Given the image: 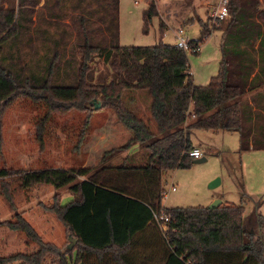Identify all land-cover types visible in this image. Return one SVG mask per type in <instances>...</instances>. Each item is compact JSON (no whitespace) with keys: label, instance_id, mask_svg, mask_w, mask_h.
<instances>
[{"label":"trees","instance_id":"obj_1","mask_svg":"<svg viewBox=\"0 0 264 264\" xmlns=\"http://www.w3.org/2000/svg\"><path fill=\"white\" fill-rule=\"evenodd\" d=\"M3 1L0 114L17 95L41 101L44 111L34 123L36 139L41 141L51 112L85 108L92 105L93 98L101 106L111 107L130 135L120 144L103 148L92 166L0 167V178L17 174L21 186L35 182L65 185L71 198L60 203L54 194V202L45 208L75 238L63 252L45 247L46 242L27 219L14 211L13 219L0 223L23 231L37 247L29 253L0 255V264L14 260L38 264L42 250L57 255V264H69L70 255L73 264H264V215L257 211L258 204L246 214L242 203L221 201L214 207L160 203L162 172L191 162L187 153L191 128L234 130L240 149L264 148V0H227L228 18L214 26L221 29L218 72L204 84L192 81L185 49L174 43H118L117 0H99L100 12L94 18L79 13L71 21L72 35L59 27L57 17L48 14L53 34L46 37L51 44L42 54L43 60L13 58L4 44L26 28V14L36 13L38 0ZM156 13L154 1L148 0L141 13L143 31ZM197 20L200 34L189 39L193 43L211 33L207 22ZM98 57L107 71H98L94 78L92 62ZM125 88L146 90L155 133L122 104ZM134 143L138 151L110 161ZM1 191L11 203L4 185ZM159 214L167 217L163 230ZM148 221L157 227L150 236L158 237L161 246L159 253L150 249L140 257L135 246Z\"/></svg>","mask_w":264,"mask_h":264},{"label":"rangeland","instance_id":"obj_2","mask_svg":"<svg viewBox=\"0 0 264 264\" xmlns=\"http://www.w3.org/2000/svg\"><path fill=\"white\" fill-rule=\"evenodd\" d=\"M147 1L137 0L133 3L132 0H117L118 43L153 44L161 40L172 44L175 42L174 29L177 26L182 27L185 37L196 38L200 34L197 19H201L207 22L211 33L200 42L197 51L185 49V54L192 81L206 83L210 76L218 72L221 59L220 29L214 26L222 25L223 21L215 20L210 11L215 6L219 7L220 1L153 0L157 13L150 17L147 29L143 31L141 13ZM100 8L99 0H38L34 6L36 13L26 14L28 22L23 23L27 25L26 28L22 27L13 41L5 43L4 50L7 49L13 58L42 61V54L51 44L46 37L53 34V24L48 22V14L57 17L60 20L59 27H64L72 35L74 26L71 21L74 17L82 13L94 18ZM67 47L68 42L64 47L65 54H68ZM92 65L94 78L98 71L101 74L107 71L99 57ZM62 73L59 69L58 75ZM120 99L155 133V124L148 107L149 95L144 88H125ZM43 111L44 104L41 101L24 95L13 97L3 107L0 114V167H69L83 160L93 164L102 147L125 138L121 132L123 127L119 126L112 108L99 104L97 107L87 105L85 108L72 107L51 112L41 131V141H38L34 123ZM189 144L200 148L206 159L162 172V205H207L219 197L223 202L242 203L246 214L253 209L254 204H258L257 211L264 215V148L240 149L237 131L207 128H191ZM215 176L220 177L219 183L209 186V181ZM171 184L173 189L170 188ZM2 185L10 193L11 203L1 191ZM65 190V185L53 187L41 182L21 186L17 174L4 176L0 178V220L13 219L14 211L20 213L41 240L46 242L45 247H55L63 252L68 242L65 227L58 216L45 206L54 202V194L60 199ZM64 202L61 198L60 203ZM36 247L37 244L26 238L23 231L10 229L0 223V255L29 253ZM57 261L58 257L53 252L42 250L38 264H57ZM68 262L73 264L71 255ZM7 264H18V261Z\"/></svg>","mask_w":264,"mask_h":264},{"label":"crops","instance_id":"obj_3","mask_svg":"<svg viewBox=\"0 0 264 264\" xmlns=\"http://www.w3.org/2000/svg\"><path fill=\"white\" fill-rule=\"evenodd\" d=\"M220 39H221V29H220ZM220 51H221V49H220ZM119 126L123 127L120 123H119ZM121 132L123 133V135L125 137L122 141H118V142H115L113 144L106 145V146H104L102 148H108L110 146L120 144L130 135V133H127V129L124 128V127L122 128ZM138 150H139L138 145L134 143L129 148L121 150L118 154H116L114 156H111L110 161H114L116 158L122 156L123 154H125L127 152H136ZM93 164H90L89 162L87 163L85 160H83L82 162H80L78 164V166H81V165H84V166H89L90 165V166H92ZM57 166H59V165H57ZM61 198L64 199V201L66 202L67 200H69L71 198V194L69 193L68 190H65L64 193L61 195L60 199ZM150 231L151 232L157 231V227L154 225L153 221H148L147 222V225H146V228H145V232L140 234V236H139V239H138V241L136 243V246H135V249L137 250L136 253H138L137 256L139 255L140 257H142V252L147 253L150 249L152 250L151 252L153 254L159 253V247L161 246V244L157 240L158 237H156V239H152V237L150 236ZM73 252H74V248L72 249L71 254H73ZM102 264H104V263H102Z\"/></svg>","mask_w":264,"mask_h":264},{"label":"built area","instance_id":"obj_4","mask_svg":"<svg viewBox=\"0 0 264 264\" xmlns=\"http://www.w3.org/2000/svg\"><path fill=\"white\" fill-rule=\"evenodd\" d=\"M219 1H220V6L219 7L215 6L210 10L212 17L215 20L225 19L229 15V11L227 8V0H219ZM132 2L136 3L137 0H132ZM174 36H175L174 44L177 46H180L184 49H188L190 51H197L198 48H200V43L190 42L189 39L191 38H187L183 35V30L181 26H177L174 29ZM187 153L192 157L203 155L201 149L196 146H190L189 149L187 150ZM170 188L173 189L174 186L171 184ZM158 216L162 218V221H160L159 223V227L163 230L166 228V224L164 221L167 219V217L164 214H159ZM154 217L157 218L155 214Z\"/></svg>","mask_w":264,"mask_h":264},{"label":"water","instance_id":"obj_5","mask_svg":"<svg viewBox=\"0 0 264 264\" xmlns=\"http://www.w3.org/2000/svg\"><path fill=\"white\" fill-rule=\"evenodd\" d=\"M90 101L92 102V106L93 107H97L99 105V103H100L98 99H93L92 98ZM205 159H206V157L204 155H200V156H197V157H192L191 158V162L202 161V160H205ZM219 181H220V177L219 176H215L209 181V186H215L216 184L219 183ZM221 201H222L221 198L216 197L209 204H207V206L214 207L217 204H219ZM67 239H68V242L66 243L65 247H71L72 244L75 241V238L70 233H67Z\"/></svg>","mask_w":264,"mask_h":264}]
</instances>
